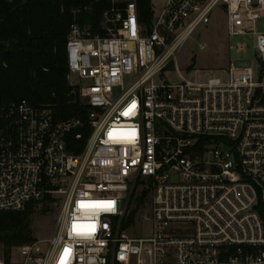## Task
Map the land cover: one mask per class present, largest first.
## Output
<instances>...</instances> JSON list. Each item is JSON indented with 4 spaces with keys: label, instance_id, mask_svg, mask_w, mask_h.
Here are the masks:
<instances>
[{
    "label": "built area",
    "instance_id": "2783aa9c",
    "mask_svg": "<svg viewBox=\"0 0 264 264\" xmlns=\"http://www.w3.org/2000/svg\"><path fill=\"white\" fill-rule=\"evenodd\" d=\"M119 2L103 36L69 26L66 80L83 119L0 100V210L57 204L54 231L18 246L19 264H264V0H166L150 23ZM217 16L227 37H255L257 79L249 59L205 80L178 69ZM145 220L149 234L134 233Z\"/></svg>",
    "mask_w": 264,
    "mask_h": 264
},
{
    "label": "trees",
    "instance_id": "16d2710c",
    "mask_svg": "<svg viewBox=\"0 0 264 264\" xmlns=\"http://www.w3.org/2000/svg\"><path fill=\"white\" fill-rule=\"evenodd\" d=\"M134 3L139 17L150 23V0ZM122 4L110 0H0V100L24 99L34 107L48 109L53 120L83 119L84 106L66 80L69 26H88L93 34L103 36L102 14ZM145 194L139 193L137 203ZM33 205L19 211L0 210V245L5 249L35 240L27 224ZM6 261L7 256L2 264Z\"/></svg>",
    "mask_w": 264,
    "mask_h": 264
},
{
    "label": "rangeland",
    "instance_id": "374dc122",
    "mask_svg": "<svg viewBox=\"0 0 264 264\" xmlns=\"http://www.w3.org/2000/svg\"><path fill=\"white\" fill-rule=\"evenodd\" d=\"M120 0H117L119 2ZM152 15L157 16L164 6L166 0H150ZM222 16H217L209 24L201 27L189 40L185 42L180 50L176 64L178 69L182 70V75L185 78H192L194 76V69L200 70L198 78L206 79L205 71L216 70L217 68L227 64L229 60H236L240 64L242 60L249 59L252 63L254 76L257 79L260 70V62L255 59L253 54V44L255 37L241 36V37H227L225 24ZM256 30H264V21L257 20ZM246 42L248 50L245 53H237L234 48L228 49V45H234L236 42ZM203 45V48H200ZM215 75V72L211 73ZM165 76L173 79L177 76L175 70L168 68ZM72 84L77 83V79L73 76L70 79ZM127 80H124V84ZM136 193V192H135ZM138 193V191H137ZM57 214V204L51 200H45L33 205V210L27 217V224L30 230V235L35 240L44 239L52 234L55 228ZM151 229L149 220L135 223L134 233L144 236L148 235ZM7 256V264H19L20 256L17 247L5 249L0 245V260Z\"/></svg>",
    "mask_w": 264,
    "mask_h": 264
},
{
    "label": "snow or ice",
    "instance_id": "6c2138e0",
    "mask_svg": "<svg viewBox=\"0 0 264 264\" xmlns=\"http://www.w3.org/2000/svg\"><path fill=\"white\" fill-rule=\"evenodd\" d=\"M108 204H111L112 202H107ZM65 255L69 254V249H65ZM61 264H64L63 258L61 259Z\"/></svg>",
    "mask_w": 264,
    "mask_h": 264
}]
</instances>
